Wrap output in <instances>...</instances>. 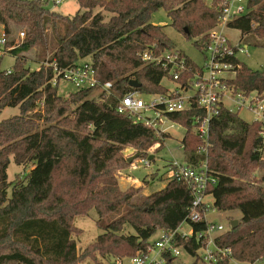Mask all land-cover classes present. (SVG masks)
<instances>
[{"label": "trees", "instance_id": "trees-1", "mask_svg": "<svg viewBox=\"0 0 264 264\" xmlns=\"http://www.w3.org/2000/svg\"><path fill=\"white\" fill-rule=\"evenodd\" d=\"M48 3L0 0V31L10 35V43L13 27L25 32L11 51L18 55L10 72L0 69V113L18 108V114L0 119V264H76L71 222L91 209L102 229L90 245L91 254L132 256L145 250L159 229H174L186 218L191 195L177 180L144 196L137 194L139 188H120L111 166L121 162L123 147L145 149L158 138L148 126L118 113L115 98L128 90L130 78L140 83L141 92L165 91L164 67L140 58L153 45L156 54L174 47L163 27L151 22L155 11L163 9L172 28L194 44L195 38L207 40L218 13L203 0H77L84 10L71 16L51 11ZM95 6L101 11L93 13ZM247 7L228 27L239 30L241 40L253 35L262 40L254 44L264 46V0H247ZM34 46L49 55L31 70L21 53ZM84 58L90 59L101 82L112 83L111 95L91 97L92 89L76 90L67 98L58 95L57 85L50 83L51 64L67 68ZM229 60L235 66L228 84L245 93L264 92V69ZM192 114L170 116L187 127L184 153L194 162L201 139L189 131ZM260 129L258 122L222 109L212 119L208 136L207 166L216 183L207 192L218 211L237 209L241 214L237 226H229L217 242L250 264L264 256V186L249 176L250 165L260 161L264 148ZM144 155L142 150L138 157ZM11 157L31 170L17 180L9 197ZM7 202L9 207L4 206ZM192 225L204 228V223ZM125 228L134 232L124 234ZM184 245L192 252L196 247L193 240Z\"/></svg>", "mask_w": 264, "mask_h": 264}, {"label": "built area", "instance_id": "built-area-1", "mask_svg": "<svg viewBox=\"0 0 264 264\" xmlns=\"http://www.w3.org/2000/svg\"><path fill=\"white\" fill-rule=\"evenodd\" d=\"M48 1L53 4L60 3V0ZM207 4L214 5L218 19L207 32L206 41L194 39L198 43L194 45L204 57L202 65L192 61L194 66L191 67L184 53L179 50H165L156 54L153 45L144 50L140 58L145 63L162 65L166 73L161 81L167 79L174 87L168 88L162 84L164 92L144 93L136 87H131L128 82V90L115 98V109L118 113L148 126L156 136L162 138H168L172 134L171 129L175 127L183 128L182 134H185L187 127L173 120L170 115L193 110L189 131L198 136L201 143L194 153L195 161L192 162L184 153L182 136L177 148L182 150L184 161L172 158L165 164L166 181H180L190 192L191 204L186 218L174 229H159L154 240L150 241L149 238L145 250L138 251L125 260L116 258L114 264H250L236 259L230 247L217 242V238L228 227L208 217L209 211H218L214 206L212 194L207 192L208 186L216 183V176L207 166L208 136L212 119L218 116L222 109L236 114L245 110L253 116L252 121L260 124L264 147V92L245 93L228 84L234 76L235 66L229 59L238 60L236 52H246V46L241 39L233 41L226 30L231 20L247 12V0H209ZM24 37L25 32L20 31L14 42L10 43V35L0 31L1 61L22 43ZM239 63L237 67L240 66ZM43 64L49 65L47 62ZM51 66L54 70L50 81L52 85H58L60 80H64L72 83L77 90L92 89L93 92L100 91L104 96L111 95L112 83L101 82L97 78L90 59L80 60L67 68H58L54 63ZM2 70L9 73L11 68ZM229 72L231 76L226 74ZM226 100L232 102L231 107L226 106ZM156 159L155 150L152 149L136 161L149 167ZM192 223H204V228L195 230ZM191 240L196 244L193 252L184 245ZM252 264H264V256Z\"/></svg>", "mask_w": 264, "mask_h": 264}, {"label": "rangeland", "instance_id": "rangeland-1", "mask_svg": "<svg viewBox=\"0 0 264 264\" xmlns=\"http://www.w3.org/2000/svg\"><path fill=\"white\" fill-rule=\"evenodd\" d=\"M205 3H208L209 0H203ZM48 7L65 16L73 15L79 8L77 0H60L59 4H53L52 2L48 3ZM81 11L84 9L81 8ZM101 11L99 6L93 8V13ZM102 13L105 15V19H108L109 14L102 10ZM151 22L156 25H161L164 32L171 39L172 44L174 45V50L182 51L186 54L192 61L197 65H202L204 61L203 54L198 50L194 45L193 39H187L182 33L177 32L170 25V18L167 16L166 12L163 9L155 11L151 16ZM20 30H23L21 27H13L11 37L16 39ZM227 35L237 41L241 39L240 31L234 28H228L226 30ZM242 42L245 43L246 52H236L237 59L246 65L247 67L253 70H262L264 69V46L255 45V42H262L261 39H258L251 36H245L242 38ZM27 59V65L31 70H34L40 66L43 62L44 57L47 58L49 53L48 51L44 53V50L38 46L31 47L30 49L21 53ZM20 54V55H21ZM18 54L10 53L6 54L1 61V68H11L14 64L16 56ZM228 75H232L226 73ZM165 87L172 88L174 87L170 81L163 79L161 81ZM77 89L70 82L60 80L57 85V93L64 98L70 96V93H74ZM100 91L90 93L91 97H98ZM232 102L226 100V106L231 107ZM14 114H18L17 107H6L1 110L0 119L10 117ZM239 118L246 122H251L253 116L245 110H240L237 112ZM184 129L181 127H175L171 129V135L168 138H162L157 136V141H154L146 147L145 149H140L135 145H126L119 153V158L121 162L118 165H112V172L115 178L118 181V184L121 189L123 188H139L138 195L144 196L153 191L163 188L167 181L165 179V164L166 161L175 158L179 161H184V156L182 150L178 149L180 144V139L185 134H182ZM155 150V161L151 162L149 167L143 166L141 163H138L140 157H133L135 154H139L140 151L145 150V152ZM133 157L131 162H128V159ZM31 170V167L23 168L22 166L16 165L11 157L10 163L7 168L8 181L12 183L11 186L7 189V196L10 197L15 183L21 177L26 175ZM249 176L251 181L260 186H264V148L260 155V161L252 163L250 165ZM8 205V202L4 206ZM8 205L7 207H9ZM240 211L231 210V211H214L208 212V217L214 219L218 222H221L225 227L229 228V223L231 220L240 221ZM98 216L94 209H91L87 215H80L74 217L71 222L72 225V237L76 244L77 251V262L76 264H114V260L119 258L125 260L131 255H112V254H99L97 251L94 254L89 250L90 245L94 243L96 237L102 233V229L99 228L97 223ZM132 228H125L124 234L133 233ZM158 235V232L153 234L150 238V241L154 240Z\"/></svg>", "mask_w": 264, "mask_h": 264}, {"label": "water", "instance_id": "water-1", "mask_svg": "<svg viewBox=\"0 0 264 264\" xmlns=\"http://www.w3.org/2000/svg\"><path fill=\"white\" fill-rule=\"evenodd\" d=\"M184 31H186V29H184ZM129 85L131 86V87H136V88H138V87H140V83L137 81V80H135V79H131L130 81H129ZM138 155L139 154H135L133 157L135 158V157H138ZM133 157H131V158H129L128 159V162H131V160L133 159ZM152 156H149V158H151ZM237 223H238V220H231L230 221V226H231V228H235L236 226H237Z\"/></svg>", "mask_w": 264, "mask_h": 264}, {"label": "crops", "instance_id": "crops-1", "mask_svg": "<svg viewBox=\"0 0 264 264\" xmlns=\"http://www.w3.org/2000/svg\"><path fill=\"white\" fill-rule=\"evenodd\" d=\"M50 10H51V9H50ZM51 11H53V10H51ZM226 33H227V32H226ZM86 59H88V58L81 59V61H82V60H86ZM79 61H80V60H79ZM210 219H211V218H210Z\"/></svg>", "mask_w": 264, "mask_h": 264}]
</instances>
